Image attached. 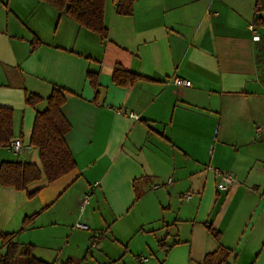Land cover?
I'll list each match as a JSON object with an SVG mask.
<instances>
[{"label": "crops", "instance_id": "0c3cea01", "mask_svg": "<svg viewBox=\"0 0 264 264\" xmlns=\"http://www.w3.org/2000/svg\"><path fill=\"white\" fill-rule=\"evenodd\" d=\"M119 1L105 0L102 40L40 0H0V106L14 111V139L26 147L22 160L0 148V164L32 162L34 118L53 89L65 97L76 164L27 191L0 186V234L19 233L17 243L55 264H203L209 255L211 264H264V20L256 0H130V16L117 14ZM29 36L40 41L34 51L19 47ZM115 66L141 79L116 86ZM28 94L42 102L26 106ZM216 170L235 178L228 192L217 189ZM88 193L93 205L79 210ZM94 233L100 240L89 247Z\"/></svg>", "mask_w": 264, "mask_h": 264}, {"label": "trees", "instance_id": "16d2710c", "mask_svg": "<svg viewBox=\"0 0 264 264\" xmlns=\"http://www.w3.org/2000/svg\"><path fill=\"white\" fill-rule=\"evenodd\" d=\"M46 5L58 11L66 18L94 34L100 39L107 38L104 27V4L105 0H41ZM264 0H256L255 14L262 12ZM133 2L121 0L116 6L119 15L130 16L132 14ZM255 24H260V17L255 19ZM263 23V21H262ZM31 51H34L40 42L34 38L31 43ZM90 85L96 88V74L88 73ZM112 82L116 86L132 85L141 78L125 71L120 66L112 70ZM42 102V98L28 94L25 104L34 107ZM47 108L43 112H37L34 118L32 133L29 141L30 148L38 153L39 165L23 162H2L0 164V186L14 188L18 191H27L28 186L45 180L47 184L52 183L76 169L73 156L66 144L65 137L70 131V124L64 118L61 108L65 102L63 93L53 89L49 97L45 99ZM13 110L9 107L0 106V148H6L14 140L13 135ZM39 189L27 192L29 199L35 197ZM39 213L28 217L23 221L19 232L26 230L30 222ZM208 232L216 239L219 233L210 226L206 227ZM19 233L0 234V264H55L47 263L34 256V247L22 245L16 242ZM213 255L206 256L203 264H211ZM61 264H80L79 261L68 259Z\"/></svg>", "mask_w": 264, "mask_h": 264}, {"label": "built area", "instance_id": "2783aa9c", "mask_svg": "<svg viewBox=\"0 0 264 264\" xmlns=\"http://www.w3.org/2000/svg\"><path fill=\"white\" fill-rule=\"evenodd\" d=\"M255 39H257V37ZM172 84L174 86L180 87V86H189L190 82L183 81L182 79H179V78H174V79H172ZM130 117L135 118V119L137 118L133 114H130ZM25 148L26 147H25L24 143L22 142V140L14 139L7 145V147L5 149L8 150L9 152H11L13 155H21L24 153ZM215 173L220 179L219 183L217 184V189L220 192H228L230 190V188L236 183L235 178L230 174L222 173V172H219L217 170L215 171ZM169 182L170 181H168V183ZM160 186L161 185H154L153 189H158V188H160ZM189 199H190V194L184 195L185 201H187ZM86 205H88V196L87 195L81 199L80 210H82ZM75 228L79 229V230H84V231L88 230V228L86 226L80 225V224H76ZM100 237H101L100 233H94L93 234V237L91 240V247L96 246L97 242L100 240Z\"/></svg>", "mask_w": 264, "mask_h": 264}, {"label": "rangeland", "instance_id": "374dc122", "mask_svg": "<svg viewBox=\"0 0 264 264\" xmlns=\"http://www.w3.org/2000/svg\"><path fill=\"white\" fill-rule=\"evenodd\" d=\"M38 2H39V0H37ZM41 1V0H40ZM42 2V1H41ZM44 7H49V6H44ZM260 14H262V18H263V20H264V2H263V9H262V12L260 13ZM30 17H31V19L33 20L34 19V14L32 13H30ZM55 25V24H54ZM54 25L53 26H51V31L49 32V35H48V37H51V33H53V29H54ZM43 30V29H42ZM42 32V31H41ZM37 39V38H36ZM33 39H32V36H29L28 38H26V39H23V40H21V42H20V45H19V47H25V48H30L31 49V45H30V42L32 41ZM39 41V40H38ZM40 42V41H39ZM262 45H263V48H264V24H262ZM264 54V51L262 52V55ZM263 59L264 58H262V62H263ZM0 67H1V65H0ZM264 68V66L262 67V69ZM264 77V76H263ZM26 105V104H25ZM27 106V105H26ZM13 113H14V111H13ZM14 115V114H13ZM2 149V148H1ZM5 149V148H4ZM8 151V150H7ZM10 153V152H9ZM22 155V154H21ZM21 155H19V156H17V158H18V160H22V156ZM31 155V157L33 158L32 159V162L31 163H35V164H38L39 165V160H38V153H37V151L36 150H34L33 148H31V149H29V156ZM36 155V156H35ZM87 196H88V202H89V208H87V209H90L91 208V206L93 205V202H94V197L93 196H91V194L90 193H88L87 194ZM79 206H80V203H79ZM77 207L79 210H80V207ZM80 225H82V224H80ZM76 226V225H75ZM76 229V228H75ZM89 247H91V243H90V246ZM1 253H3V251H0ZM80 264H96V263H80Z\"/></svg>", "mask_w": 264, "mask_h": 264}]
</instances>
